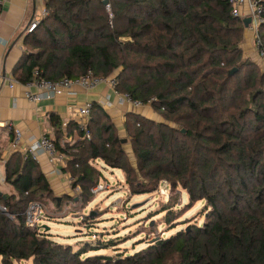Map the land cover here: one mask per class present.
<instances>
[{
  "label": "trees",
  "instance_id": "16d2710c",
  "mask_svg": "<svg viewBox=\"0 0 264 264\" xmlns=\"http://www.w3.org/2000/svg\"><path fill=\"white\" fill-rule=\"evenodd\" d=\"M43 4L48 15L25 38L16 80H33L35 70L50 81L91 71L115 78L118 93L149 105L158 118L125 116L136 171L98 104L91 105L86 130L74 122L64 129L58 116L51 117L53 142L67 157L64 172L81 187L83 202L102 177L92 162L102 161L127 174L132 194L155 192L164 182L181 185L192 200H206L212 214L203 226L133 255L86 257L119 241L76 252L40 238L24 214L33 202L45 205L42 199L53 191L36 160L16 152L5 165L6 183L16 194H0V205L13 216L0 212L1 264H264V73L244 56V19L232 14L229 0H110V11L103 0ZM261 33L264 41V25ZM73 129L78 138L68 142ZM226 191L231 202H220ZM94 219L86 218V226ZM174 220L168 210L166 224Z\"/></svg>",
  "mask_w": 264,
  "mask_h": 264
},
{
  "label": "rangeland",
  "instance_id": "374dc122",
  "mask_svg": "<svg viewBox=\"0 0 264 264\" xmlns=\"http://www.w3.org/2000/svg\"><path fill=\"white\" fill-rule=\"evenodd\" d=\"M245 58L256 63L260 73H264V66L259 61L252 57ZM118 137L131 167L138 171L130 139L126 133H121ZM92 165L102 177L98 184L100 188L95 192L91 191L93 196L88 202H83L82 189L74 188V179L71 176L69 195L56 197L53 192L50 198L44 196L42 200L47 217L40 222V229H36L40 238L49 237L54 242L70 245L76 252L86 245H107L111 241H119L116 247L111 246L110 249H101L85 255L115 257L119 253L133 255L160 239L189 231L195 226H203L210 220L212 209L209 203L201 199L192 200L188 190L181 185L172 188L168 184L166 195L161 193L163 184L152 193L132 194L127 184V174L123 170L113 169L102 161L92 162ZM4 187L6 189H1V193L3 191L12 194L14 191L13 186L9 184ZM227 201L231 202L228 191L220 197V202ZM168 210L176 213V220L170 225L166 224ZM91 217H95L94 226L89 228L84 219ZM1 262L2 259L0 264ZM14 264H32V261Z\"/></svg>",
  "mask_w": 264,
  "mask_h": 264
},
{
  "label": "crops",
  "instance_id": "0c3cea01",
  "mask_svg": "<svg viewBox=\"0 0 264 264\" xmlns=\"http://www.w3.org/2000/svg\"><path fill=\"white\" fill-rule=\"evenodd\" d=\"M0 9V190H5L7 185L5 178V165L16 152L23 153L30 145L39 141L42 136H48L51 140L56 138L57 128L51 117H59L63 128L74 122L78 123V111L86 105L98 104L111 117L120 134L125 133V116L128 113L141 114L151 120H158L151 108L135 109L127 103H121L111 87L102 85L93 91L75 89L76 95L46 97L38 104H32L25 96L26 89L17 84L13 88L8 85L9 80H16L14 70L27 52L25 38L27 29L35 19H39L44 9L43 0H3ZM247 8L243 13H247ZM244 56L252 57L264 66L256 53L251 35L246 31L245 41L242 44ZM28 66L23 65L18 75L26 71ZM108 98L112 107L105 108ZM157 118V119H156ZM9 124L19 129L22 133L20 148L13 149L14 134ZM66 124V126H64ZM78 138L73 129L71 134H66L68 142ZM39 170L48 180L51 190L57 196L69 195L71 185L70 175L64 172L65 166L52 164L48 155L40 153L34 158ZM3 193V194H2ZM2 195H13L6 192Z\"/></svg>",
  "mask_w": 264,
  "mask_h": 264
},
{
  "label": "built area",
  "instance_id": "2783aa9c",
  "mask_svg": "<svg viewBox=\"0 0 264 264\" xmlns=\"http://www.w3.org/2000/svg\"><path fill=\"white\" fill-rule=\"evenodd\" d=\"M3 4V0H0V9L2 8ZM229 4L232 8V14L235 17H241L242 19L251 18V23L246 31L252 37V41L259 59L264 62V41L261 33V28L264 25V0H229ZM107 8L110 11L109 6ZM244 8H247V13H243ZM47 15L48 12L43 9L40 18L32 21L27 29V33H33L39 26L41 19H43ZM38 73V70H35L34 79L27 83H21L18 80L14 79L9 80L8 85L11 88H13L17 84L23 85L26 89L25 96L27 100L32 104H38L46 97L61 95H66L68 97L75 96V89L77 88L83 89L85 91H93L102 85H107L112 88L114 94L119 97L121 103H127L135 109H143L149 107V105L144 104L139 100H134L130 94L118 93L115 90L116 80L113 77H95L93 76L92 72L89 71L87 75L77 79H62L60 81H50L47 79H39L37 77ZM103 107H112L110 98H108V100L103 103ZM90 113L91 105H86L80 108L78 111V124L83 130L87 129ZM8 126L14 134L12 147L15 150L19 149L20 141L22 139V133L13 125L9 124ZM64 126H66V124ZM87 137H89L88 133ZM40 153H45L46 155H48L49 160L52 164H60L62 166L66 165L67 157L56 149L53 140H51L48 136H42L39 141L30 145L23 152L24 155H30L33 158H36ZM99 188L100 187L97 186L92 191L95 192ZM0 212L5 213L9 217L13 218V216L8 214V209L5 206L0 205ZM46 213L47 212L45 205L39 202L31 203L24 214L27 226L31 229H40L39 224L40 222H43L47 217Z\"/></svg>",
  "mask_w": 264,
  "mask_h": 264
},
{
  "label": "water",
  "instance_id": "95a60500",
  "mask_svg": "<svg viewBox=\"0 0 264 264\" xmlns=\"http://www.w3.org/2000/svg\"><path fill=\"white\" fill-rule=\"evenodd\" d=\"M109 3H110V0H103V5L104 6L108 7L109 6ZM250 23H251V18H246V19L243 20V24H244L245 29H247L249 27ZM235 72H237V69L232 70L229 73V75L232 76V75L235 74ZM124 143H125V141H124ZM167 185H168L167 182H164L163 183V188L161 190V193L162 194H165V195L167 194Z\"/></svg>",
  "mask_w": 264,
  "mask_h": 264
}]
</instances>
